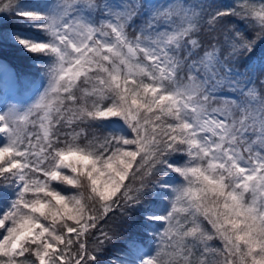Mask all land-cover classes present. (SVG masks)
I'll use <instances>...</instances> for the list:
<instances>
[{
	"label": "snow or ice",
	"instance_id": "obj_1",
	"mask_svg": "<svg viewBox=\"0 0 264 264\" xmlns=\"http://www.w3.org/2000/svg\"><path fill=\"white\" fill-rule=\"evenodd\" d=\"M0 14L39 29L0 35L36 70L17 77L26 102H0V264H100L101 225L134 214L152 243L129 241L122 264H264V0Z\"/></svg>",
	"mask_w": 264,
	"mask_h": 264
},
{
	"label": "trees",
	"instance_id": "obj_2",
	"mask_svg": "<svg viewBox=\"0 0 264 264\" xmlns=\"http://www.w3.org/2000/svg\"><path fill=\"white\" fill-rule=\"evenodd\" d=\"M21 2L28 6H34L38 2H43V0H21ZM216 2L222 7H231L236 0H216ZM256 2L258 3L259 0H256ZM11 31H18L24 36L39 35V29L32 27L27 22L6 14H0V35L7 36ZM262 56H264V49H258L256 57ZM0 64H3V68L0 69V90H4V87L12 83L14 87L12 91H9L8 98H13L20 103L26 102L32 94L31 90L18 87L17 77L27 76L29 80L35 79L34 61L14 41L5 39L3 43H0ZM8 75H11V77L6 82L5 77ZM166 179L172 180L173 177H166ZM158 193L157 196H152L149 193L146 198L152 201V210L160 213L166 206L168 197L162 191L158 190ZM101 227L105 230L109 227L115 228V238L105 247L103 254L98 257L100 264H113V262L122 264L129 251V241H136L137 245L144 251H148L151 246L152 241L143 232V224L139 215L134 214L132 219L126 222H114L109 219Z\"/></svg>",
	"mask_w": 264,
	"mask_h": 264
},
{
	"label": "rangeland",
	"instance_id": "obj_3",
	"mask_svg": "<svg viewBox=\"0 0 264 264\" xmlns=\"http://www.w3.org/2000/svg\"><path fill=\"white\" fill-rule=\"evenodd\" d=\"M11 75H8L6 78V82H8V79H10ZM14 85L11 83L10 85H7L6 87H4V90H0V102H4L7 101L8 98V93L9 91H12ZM15 102H18L16 100H14Z\"/></svg>",
	"mask_w": 264,
	"mask_h": 264
}]
</instances>
